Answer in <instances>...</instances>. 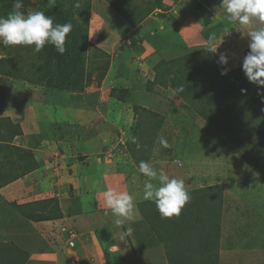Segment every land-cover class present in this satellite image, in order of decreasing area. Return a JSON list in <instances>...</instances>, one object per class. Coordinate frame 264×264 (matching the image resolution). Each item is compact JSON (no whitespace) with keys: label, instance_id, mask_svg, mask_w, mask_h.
<instances>
[{"label":"rangeland","instance_id":"rangeland-1","mask_svg":"<svg viewBox=\"0 0 264 264\" xmlns=\"http://www.w3.org/2000/svg\"><path fill=\"white\" fill-rule=\"evenodd\" d=\"M13 3L0 0V16ZM220 3L56 0L49 9L47 0H23V13L72 25L65 43L72 66L50 44L37 53L0 43V186L37 165L42 181L47 167L56 169L32 192L44 198L22 199L26 181L18 194L0 195V264L100 261L96 244L77 241L91 227L90 210L112 214L108 189L133 195L135 219L120 230L132 229L127 239L152 264H264V98L241 70L246 28L227 20ZM211 35L221 43L217 54L206 50ZM180 85L185 91L174 93ZM32 100L49 104L60 127L31 122L24 135L29 120L18 111ZM141 161L185 181L191 199L179 216L164 218L143 199ZM249 198L258 199L254 207ZM26 246L40 255L30 260Z\"/></svg>","mask_w":264,"mask_h":264},{"label":"clouds","instance_id":"clouds-1","mask_svg":"<svg viewBox=\"0 0 264 264\" xmlns=\"http://www.w3.org/2000/svg\"><path fill=\"white\" fill-rule=\"evenodd\" d=\"M55 5L56 0H47L49 9ZM22 6L23 0H14L13 8L7 16H0V43L5 46H34L33 50L37 53L50 44L63 55L66 51V37L72 31V25L54 23L53 17L42 11L25 14L21 11ZM75 6L80 7L79 3ZM220 7L225 9L227 20L238 22L246 28L244 34L249 38L248 51L243 58L241 70L248 82L257 86V94L264 98V0H221ZM215 39L214 35L209 36L206 45L207 52L212 54H217L221 44L214 45ZM217 63L222 69L220 74L227 75L230 69L227 67L228 55L225 52L218 54ZM184 91L183 85L174 89L176 94ZM159 143L165 149L170 148L163 137L159 138ZM138 169L148 178L143 185V199L154 202L157 211L164 218L179 216L191 199L185 188V181L170 178L163 170H157L146 161H141ZM103 198L112 214L117 217L116 225H122L124 220L134 221L136 204L132 194L108 189L103 192ZM131 232L129 227L126 234Z\"/></svg>","mask_w":264,"mask_h":264},{"label":"crops","instance_id":"crops-1","mask_svg":"<svg viewBox=\"0 0 264 264\" xmlns=\"http://www.w3.org/2000/svg\"><path fill=\"white\" fill-rule=\"evenodd\" d=\"M32 101L30 102L31 104L30 103L26 104V106L23 107L22 111H18V114L25 115V117L30 121V122L29 121L26 122L27 127L22 125L23 126L22 128L24 130V135L26 134L27 131L31 130L29 127L31 122L34 123V128H35V126L41 125V124L47 125L45 122H47L48 124H50L53 127L54 126L60 127L59 125H61L63 122L58 121L55 118L54 112L50 108L49 104H44V106H42V105L39 106L37 104V101L36 102L34 100H32ZM53 123H55V124L53 125ZM69 142H70V139L68 140L67 143L69 144ZM36 155H39V154H35V156ZM40 156H42V155H40ZM47 164H49V163L47 162ZM39 167H40V165L39 166L37 165V168H35L36 170H34V169H33L34 171L30 170L28 174L22 176L21 178L18 177L16 179H14L12 182H9L8 184L0 186V195L6 196V197L14 196V194H18L17 192L20 190V191H22V193H20V194H24V197H22V199H28L29 200V198L34 197L36 195V194L32 193L34 191V189L41 187L42 182H43V184L45 182H47V180L52 175H54V173H55L54 170H56L54 168V170L52 171L51 166H50V168L47 167V169H49V170L46 171L47 174L44 177V180L42 181L43 175L40 172L41 168H39ZM50 171H52V172H50ZM106 177H108L107 181H109L108 179L110 177L109 176H106ZM22 181H26V183L23 184V186H21V188L18 191H16L17 183L20 184V182H22ZM261 189H262V193H264V188H261ZM97 190H98V187L95 184L94 185V192L96 195H100L96 192ZM50 191H49V193L47 192V193H42V194H44L46 196H50V195L53 196V194H50ZM64 194H65V192H60V193L58 192L56 195H54V197L55 198L57 197L58 200L60 201L61 207H63V205L66 206V204H67L61 198V197H64ZM38 195L39 194H37L36 196H38ZM40 197H42V196H40ZM42 198H44V197H42ZM49 198H52V197H49ZM32 199H34V198H32ZM249 200H250V202H249L250 205H252V203H251L252 201H254V200L258 201V199H255V198H253V199L249 198ZM261 206H263V205L261 204ZM90 211H91L90 212L91 227L89 228L86 226V230H88V231L85 235V238L80 239L77 242L78 243L81 242L82 246H86L87 248H89L91 250H92L91 247H95V244H96L95 248L99 253L98 256L100 257V261L99 260L95 261V264H152L153 261L150 263V261L147 260V256L144 255V253L137 252V249H135L136 248L135 245L132 246L130 244L129 240L127 239L128 234H126V230L125 231L120 230V227L123 224L119 225V226L115 224V220L117 217H115L110 212H107V214L108 213L109 214L106 215L105 214L106 212H103V214H101L98 211H96V212L99 214V216H95L93 214L94 213L93 210H90ZM135 216H136V212H135ZM110 218H111V220H110ZM98 219H101V220L98 221ZM54 221L55 220L48 221L49 226H51ZM125 221H128V220H125ZM93 229H95V230L93 231ZM97 230H99V231H97ZM121 232H122V234H121ZM101 234L104 235V238H100ZM124 240H127V243L124 244ZM82 241H84V244ZM36 244H37L36 247L39 248L38 244H42V243L40 241H38ZM27 245H28V243H27ZM125 245H127V246H125ZM27 247L28 246H26V248L22 252H24V254H26V252H28L29 256H30L29 257L30 260L35 259V256H37L35 254L38 253L40 255V253H39L40 250H37L36 251L37 253L35 252V254H34L33 252L30 253L29 251H27L26 250ZM80 250H81V248H80ZM22 252H21V254L25 258L24 254ZM82 253L83 254H89L88 252H83V251H82ZM66 254L70 258L76 259V256H74L72 254V251H69V253H66ZM78 255H80V254L78 253ZM141 256H143L145 259H141ZM83 259H84L83 261H85V259L90 260L89 258H87L85 256ZM83 261L80 260L77 264H81V263L87 264V261H85V262H83ZM27 263L28 262H26V264ZM91 263L94 264L93 261L90 262V264ZM57 264H68L67 258L61 257V256L57 257Z\"/></svg>","mask_w":264,"mask_h":264},{"label":"trees","instance_id":"trees-1","mask_svg":"<svg viewBox=\"0 0 264 264\" xmlns=\"http://www.w3.org/2000/svg\"><path fill=\"white\" fill-rule=\"evenodd\" d=\"M65 47H66V45H65ZM61 55V54H60ZM67 62H68V67H71L72 66V63H71V61H70V57H71V55H70V53H69V51L67 50V47H66V51H65V53L63 54V55H61ZM58 207V206H57ZM48 219L47 220H52V219H54V218H57V215H55V217L53 218H50V217H47Z\"/></svg>","mask_w":264,"mask_h":264},{"label":"built area","instance_id":"built-area-1","mask_svg":"<svg viewBox=\"0 0 264 264\" xmlns=\"http://www.w3.org/2000/svg\"><path fill=\"white\" fill-rule=\"evenodd\" d=\"M70 244H72V241L70 242Z\"/></svg>","mask_w":264,"mask_h":264}]
</instances>
